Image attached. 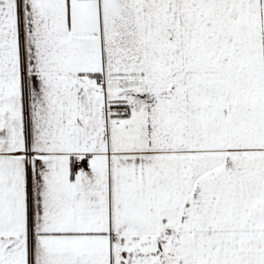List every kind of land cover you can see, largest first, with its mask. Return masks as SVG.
<instances>
[{"label":"snow or ice","instance_id":"1","mask_svg":"<svg viewBox=\"0 0 264 264\" xmlns=\"http://www.w3.org/2000/svg\"><path fill=\"white\" fill-rule=\"evenodd\" d=\"M0 264H264V0H0Z\"/></svg>","mask_w":264,"mask_h":264}]
</instances>
